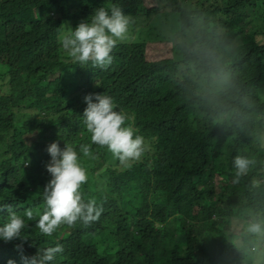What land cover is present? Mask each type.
<instances>
[{"label": "trees", "instance_id": "1", "mask_svg": "<svg viewBox=\"0 0 264 264\" xmlns=\"http://www.w3.org/2000/svg\"><path fill=\"white\" fill-rule=\"evenodd\" d=\"M165 1L0 0V227L8 208L27 225L20 239L0 240V264L57 244L64 251L50 264H264V0ZM113 5L148 29L116 44L106 69L77 63L59 27ZM148 43L172 44L171 58L148 62ZM88 94L111 97L144 138L132 167L91 143ZM52 142L77 151L88 171L82 199L103 212L44 236L36 224ZM236 156L250 161L239 177Z\"/></svg>", "mask_w": 264, "mask_h": 264}, {"label": "clouds", "instance_id": "2", "mask_svg": "<svg viewBox=\"0 0 264 264\" xmlns=\"http://www.w3.org/2000/svg\"><path fill=\"white\" fill-rule=\"evenodd\" d=\"M131 18L123 10L113 5L111 14L104 8L95 11L91 22L82 21L73 30L67 22L59 28L67 27V32L61 34L62 50L79 64L91 61L94 66L106 69L113 60L110 53L117 42L127 38ZM87 107L82 118L87 131L91 134V143L106 148L120 165L130 168L139 162L145 153V140L142 136L134 137V129L124 126L129 117L123 112L114 111L116 107L111 97L104 94H88L84 97ZM95 101V102H93ZM47 151L51 157L45 165L51 176L43 189L46 204L36 227L44 236H51L61 225L73 227L78 221L84 225L98 221L103 208L95 199L84 202L81 187L88 181L86 169L81 166L77 151L65 144L63 149L58 142H52ZM83 157L95 158L89 145H81ZM250 161L236 156L233 160L236 176L246 173ZM3 211V209H0ZM25 216L32 220L33 211L27 209ZM24 219L8 208L7 222L0 227V240L5 243L20 239L22 230L26 227ZM252 231H259L258 225L252 226ZM256 235L252 234V238ZM18 249L22 245L17 246ZM255 250V247H254ZM62 245L37 251L34 256L21 255L22 264H50L57 253H63ZM8 264H15L9 260Z\"/></svg>", "mask_w": 264, "mask_h": 264}, {"label": "rangeland", "instance_id": "3", "mask_svg": "<svg viewBox=\"0 0 264 264\" xmlns=\"http://www.w3.org/2000/svg\"><path fill=\"white\" fill-rule=\"evenodd\" d=\"M144 2V6L145 7H156V6H163V5H167V2L165 0H143ZM170 5H168L167 8H169ZM131 18V17H130ZM160 17L156 16L155 17V23L156 25L159 24L160 22ZM139 21H141V19L139 18ZM143 28L145 29V31L148 29L149 25L148 22L146 20L134 24L133 22V18H131V23L129 25V30L127 33V38L123 41L120 42L118 41L117 44H121V46H123V44H131L132 42H130L131 38H136L138 35V32H140L141 30L139 28ZM242 40L244 43H252L255 40V37H248V36H242ZM172 44L170 43H148L147 44V48H146V60L148 62H158L161 60H166V59H170L171 55H172ZM8 72V70L6 69V67H2L0 68V78H4L6 73ZM261 134L264 140V127L261 128ZM88 174V171H86ZM171 219V218H170ZM65 235V233H63L61 235V237H63ZM262 247H264V242L261 245ZM258 254H260V252H257Z\"/></svg>", "mask_w": 264, "mask_h": 264}]
</instances>
